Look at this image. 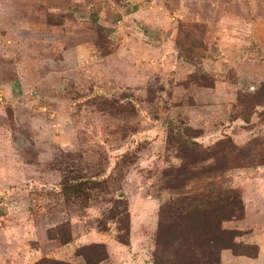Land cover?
<instances>
[{"label":"rangeland","instance_id":"rangeland-1","mask_svg":"<svg viewBox=\"0 0 264 264\" xmlns=\"http://www.w3.org/2000/svg\"><path fill=\"white\" fill-rule=\"evenodd\" d=\"M17 1L0 0V264L254 260L264 0H48L50 19Z\"/></svg>","mask_w":264,"mask_h":264},{"label":"crops","instance_id":"crops-1","mask_svg":"<svg viewBox=\"0 0 264 264\" xmlns=\"http://www.w3.org/2000/svg\"><path fill=\"white\" fill-rule=\"evenodd\" d=\"M17 2H18V4H21V11L25 12L29 16L40 17V18H45V19H50L49 16L50 15L52 16V13H51L52 11H50L49 9L53 10L54 8L52 6L49 7L48 0H45V1H43V0H18ZM40 2H42V3L40 4ZM37 5H39V6H37ZM9 10H11V9H9ZM8 14H10V13H8ZM51 20H52V18H51ZM52 25L53 24L51 22H49L48 26L47 25H43V26L45 27V30L46 29L49 30V28H51ZM0 88L3 89L2 91L0 90V93H2V95H0V96L3 97L2 100L8 101L7 100L8 97L11 98L10 97L11 96L10 91L6 92L5 87L2 85L0 86ZM1 108H2V104L0 105V109ZM258 251H259V254L257 255V257L254 260L247 259L244 257H231L230 260H232L231 262H233L234 264H257V262H259L258 264H264L262 262L264 260H261V261L259 260L262 254L264 257V247H259Z\"/></svg>","mask_w":264,"mask_h":264}]
</instances>
